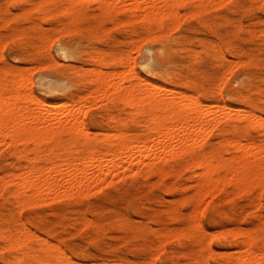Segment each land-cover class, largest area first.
Listing matches in <instances>:
<instances>
[{
	"label": "rangeland",
	"instance_id": "374dc122",
	"mask_svg": "<svg viewBox=\"0 0 264 264\" xmlns=\"http://www.w3.org/2000/svg\"><path fill=\"white\" fill-rule=\"evenodd\" d=\"M140 1L0 0L1 107L16 97L22 120L24 113L48 114V104L64 103L55 120L72 124L80 115L83 120L42 138L11 126L3 132L7 135L0 134V264H248L250 257L243 258L253 250L257 263L264 264V0H173L161 8L162 16L161 0ZM135 83L147 90L160 85L161 95L178 90L183 102L193 97L203 108L215 106L217 115L224 104L252 116L250 122L218 121L202 133V145L201 134L199 142L187 141L188 147L195 142V149L168 155L165 162L147 158L155 162L150 168H123L112 180L90 181L81 192L17 191L13 179L35 162L48 168L62 160L83 161L92 150L105 152L106 141H117L120 134L129 142L151 133L148 101L135 104L125 96L123 87ZM198 157L211 158L212 167L198 164ZM24 237L27 243L18 244ZM46 248L56 256L63 252L58 256L67 263L47 258Z\"/></svg>",
	"mask_w": 264,
	"mask_h": 264
},
{
	"label": "bare ground",
	"instance_id": "6f19581e",
	"mask_svg": "<svg viewBox=\"0 0 264 264\" xmlns=\"http://www.w3.org/2000/svg\"><path fill=\"white\" fill-rule=\"evenodd\" d=\"M45 1V0H44ZM137 1H139V0H137ZM145 1V0H144ZM170 1V3H171V1H173V0H161L160 2H158L159 4H157V3H155V2H152V4H151V6L153 5V3H155L154 5H155V8H157L158 7V9H159V12L158 13H160V9L161 8H164L163 6H166L167 5V3ZM174 1H176L177 2V0H174ZM173 1V2H174ZM203 1H208V0H203ZM202 1V2H203ZM140 2H143V0L142 1H140ZM140 2H139V5H141L140 4ZM172 2V3H173ZM175 2V3H176ZM39 3V2H38ZM40 3H42V2H40ZM39 3V4H40ZM144 3V2H143ZM204 3V2H203ZM38 4V5H39ZM156 4H157V7H156ZM169 4V3H168ZM205 4H206V2H205ZM205 4H204V6H205ZM208 4V3H207ZM172 5H176V4H172ZM153 7V6H152ZM172 7V6H171ZM103 8H104V5H103ZM171 9V8H170ZM169 9V10H170ZM110 10V9H109ZM152 10V12L155 10V9H151ZM165 10V9H164ZM208 10V9H207ZM171 11V10H170ZM195 11V10H194ZM151 12V15L153 14ZM172 12V11H171ZM108 13V12H107ZM155 13V12H154ZM166 12H164V14H165ZM168 13V12H167ZM172 13H174V12H172ZM156 14V13H155ZM171 14V13H170ZM74 15L75 14H73V17H74ZM160 15L162 16V9H161V13H160ZM167 15V14H166ZM149 16H150V13H149ZM152 16H154V15H152ZM169 16V15H168ZM176 16H177V14H176ZM160 17V16H159ZM164 17V16H163ZM157 18V17H156ZM170 18V17H169ZM174 18H176V17H174ZM74 20V19H73ZM162 20V19H161ZM160 20V21H161ZM162 22V21H161ZM159 27V26H158ZM163 26L161 25V28H162ZM67 31V30H66ZM239 52V51H238ZM77 53V52H76ZM100 56V55H99ZM92 58V57H91ZM101 58V57H100ZM128 59V58H127ZM131 59V58H130ZM242 61H244V60H242ZM240 62V61H239ZM238 64H240V63H238ZM236 66H238V65H236ZM235 66V67H236ZM234 69V68H233ZM102 71V70H101ZM130 71H131V69H130ZM95 72V71H94ZM96 72H100V71H97L96 70ZM103 72V71H102ZM116 73V72H115ZM97 74V73H96ZM119 74V73H118ZM117 74V75H118ZM128 74H129V72H128ZM131 74V73H130ZM132 74H134V72L132 73ZM131 74V75H132ZM94 75V74H93ZM98 75V74H97ZM97 75H94V78H97L96 76ZM100 75V74H99ZM135 75V74H134ZM137 75V74H136ZM91 76V75H90ZM103 76V75H102ZM101 76V77H102ZM129 76V75H128ZM140 76V75H139ZM92 77V76H91ZM126 77H127V75H126ZM135 77V76H134ZM93 78V79H94ZM103 78V77H102ZM105 78V77H104ZM125 78V77H124ZM129 78V77H128ZM130 78H131V76H130ZM88 79H90V78H88ZM98 79H100V78H98ZM97 79V80H98ZM146 81V80H145ZM101 82H103V81H101ZM104 82L106 83V82H110L109 80H105L104 79ZM143 82V81H142ZM148 82V81H147ZM2 83H4V82H2ZM112 83V82H111ZM114 83V82H113ZM134 83V82H133ZM141 83V82H140ZM145 83V82H144ZM121 84V83H120ZM129 84V83H128ZM136 84V83H135ZM130 85V86H126V87H123L125 90H127V92H126V94H125V90L123 91V93L125 94V96L126 95H128V99H130L133 103H135V104H141V105H144V104H142V101L141 100H143L144 102H146V101H148V107L150 108V113H151V115H152V119L151 120H153V122H154V124H155V126H154V128H150V129H152V132L151 133H147V134H145L144 135V137H142L143 139H139L138 137H136L135 139H132V140H130L129 142H127V140H125L124 138H122V135L120 134L119 136H117V137H119L118 139H117V141L115 142V141H111V139L108 141L107 140V138H106V142H108V144H107V149L105 150V152H99V151H96V150H92L91 151V153H90V155L86 158L85 157V159H83V161L82 160H80V161H82L81 163H79L78 161H75L74 159L72 160V159H70L71 160V162H69V161H67L66 163L65 162H63V160L59 163H55L54 162V164L50 167L49 165H47V166H49L47 169H44L45 167L43 166V168L41 167V166H39L37 163L38 162H35L34 164H32L30 167H29V171H30V173H28V175H26L27 173H26V171L27 172H29L28 170H25V176L24 175H18V176H14L13 178V181L16 183L15 185H16V187H17V191H20V190H22V191H24V192H27V191H34V192H38L39 191V193H40V191H41V193H43L44 191L43 190H46L45 192H47V190L48 191H51V192H53L52 190H54V192H55V189H59V190H61V188H62V190L63 191H65L64 192V194H67L68 192H69V190L71 191V189H73V188H75V190H79L80 192H81V190H83L84 188H86V187H88V186H91L92 185V183L93 182H96V181H99V180H101V179H103L104 177H108V176H111V175H113L114 173L116 174L117 172H119L121 169H123V168H125V169H130L129 171H131V170H133V169H136L138 166H140L141 164L142 165H145V166H147L148 168H150L154 163H150V162H147V158L148 159H150V158H159L160 160H162L161 162H165V161H167V159H168V155H171V156H173V157H175V156H177V155H180L182 152H186V151H189L190 149H195L194 148V144H196L195 142H197L198 141V139H197V135H200L201 134V136L202 135H204V134H202V133H205V130H207V129H209L210 127H211V125H217V122L218 121H221V120H226V121H228V122H234L235 120H243V119H245V120H247L248 121V118L250 117V116H252V115H249V117H248V114L249 113H245L244 112V115H239V111L238 112H236V113H233V110L235 111V109H232L231 107L232 106H226V105H220V106H222V107H218V108H221V111H222V114L221 115H217L216 113H215V106H213L212 107V109H214V112L212 111V109H210L211 107H209L208 105V107L207 106H205L204 108H203V106L205 105L204 103H202L203 104V106L201 105V103L199 104V102H197L196 103V101L195 100H197V99H194V101H193V97L191 98L190 96V98L192 99V102L188 99V101H190L191 103H189L187 100H186V103L185 102H183L184 100V98L182 97H179L180 95L181 96H183L182 94H180V95H175L176 93H177V91H176V93L175 94H171V95H161L160 93H158V90L160 89V87L159 86H157L159 89H157L156 87H154V89H153V86H150V88L152 87V89H150L149 88V90H147L146 88H145V86H144V89H142V88H140V86L139 85H141V84H139V83H137L136 85ZM148 84H150V82L148 83ZM147 84V85H148ZM152 84H154V83H152ZM99 85V84H98ZM100 85H102V83H100ZM108 85H109V83H108ZM113 85V88L114 87H117L118 86V88H119V85L118 84H116L115 85V83L114 84H112ZM111 85V86H112ZM115 85V86H114ZM122 85H124V83H122ZM146 85V84H145ZM105 85L103 84V86L102 87H104ZM107 86V85H106ZM105 86V87H106ZM108 87V86H107ZM121 87V86H120ZM164 87V86H163ZM96 88V87H95ZM97 88H98V86H97ZM101 88V87H100ZM109 88V87H108ZM162 88V87H161ZM92 89H94V87L92 88ZM102 89V88H101ZM101 89H98L99 91L101 90ZM109 89H111V88H109ZM115 89V88H114ZM117 89V88H116ZM115 89V90H116ZM120 89V88H119ZM119 89H117V90H119ZM146 89V90H145ZM106 90V89H105ZM104 90V91H105ZM170 90V89H169ZM92 91V90H91ZM91 91H90V93H91ZM96 92H98L97 91V89L95 90ZM94 90H93V92H95ZM102 91V90H101ZM110 91V90H109ZM122 91V90H121ZM167 91V90H166ZM103 92V91H102ZM116 92V91H115ZM179 92V91H178ZM89 93V94H90ZM111 93V92H110ZM112 93H113V91H112ZM111 93V94H112ZM119 93V92H118ZM122 93V94H123ZM168 93V92H167ZM181 93V92H180ZM184 93V92H183ZM92 94H94V93H92ZM104 94V93H103ZM107 94H108V91H107ZM120 94H121V92H120ZM121 94V95H122ZM184 94H186V93H184ZM5 95V94H4ZM9 95V94H8ZM81 95V94H80ZM100 95V94H99ZM106 95V94H105ZM110 95V94H109ZM192 95V94H191ZM3 96V95H2ZM5 96H7V95H5ZM102 96V95H101ZM115 96V95H114ZM120 96V95H119ZM4 97V96H3ZM11 97H12V95H11ZM104 97V96H103ZM112 97V96H111ZM123 97V96H122ZM187 97V96H186ZM6 98V97H5ZM10 98V97H9ZM8 98V99H9ZM13 98H14V100H15V98L16 97H14L13 96ZM12 98V99H13ZM196 98V97H195ZM7 99V100H8ZM12 99H10L9 101L11 102V100ZM3 100H4V102L6 101L4 98H3ZM126 100V99H125ZM9 101H7L6 102V104L8 103H10ZM66 101V100H65ZM163 101H165V104L164 103H162ZM197 101H200V100H197ZM2 102V101H1ZM0 102V103H1ZM3 102V103H4ZM141 102V103H140ZM143 102V103H144ZM53 103V102H52ZM52 103H50V105L48 104V106L46 107V109H47V113L48 114H44V113H42L41 111H30V113H31V115H30V113H28V111H26L28 114H29V116L31 117V119L29 120V116H28V114L27 115H25V113H24V116H23V113H21L20 115H22L23 116V119L22 120H20L18 117V108H16L15 107V105H17L15 102L13 103V100H12V103H10L9 105L7 104V106L5 105V108L3 107H1V105H0V109L2 110L3 109V111L1 112V110H0V112L1 113H3V120L0 122V134H2L3 132H7V130L8 129H10L9 127L11 126V128L12 127H15V129H16V133H20V134H23L24 132H26V131H30L31 132V134L32 135H38V136H43V134H47V133H51V134H54V133H56L57 131H58V133H59V131L61 130V129H65V128H67L66 126H68L69 124H67L66 122H63V121H61V120H55V119H57V117H58V112H57V108L58 107H60V106H66V104L64 105V103L61 105H59V104H52ZM71 103V102H70ZM246 103V102H245ZM75 103H73V105H74ZM77 104H78V102H77ZM162 104H164V107H163V109H162V111L164 112L163 113V115H160V113L158 112V109L162 106ZM3 106H4V104H2ZM133 105V104H132ZM50 106V107H49ZM71 106V105H70ZM75 106V105H74ZM80 106V105H79ZM79 106H78V108H79ZM94 106V105H93ZM134 106V105H133ZM210 106H212V105H210ZM82 107V106H81ZM74 108H76V107H74ZM83 109H84V107H82ZM81 108V109H82ZM77 109V108H76ZM81 109H80V111H81ZM75 110V109H74ZM78 110V109H77ZM139 110V109H138ZM137 110V111H138ZM149 110V109H148ZM245 110V109H244ZM76 111V110H75ZM75 111H72V114H73V112H75ZM134 111V110H133ZM216 111H218L219 112V114H220V109L218 110V109H216ZM84 112V111H83ZM135 112V111H134ZM162 113V112H161ZM252 114L254 113V112H251ZM69 114H71V112L69 113ZM68 114V115H69ZM75 114H76V112H75ZM80 113H79V110H78V114H76V115H79ZM243 114V113H242ZM68 115H67V117H68ZM75 115V116H76ZM258 114H256V116H257ZM259 115H261V114H259ZM22 116H20V118H22ZM26 116H28L27 118H25V120L27 119V120H29L28 121V123H30V122H33L34 124H32V125H30V124H27V120L25 121L24 120V117H26ZM70 117V119H71V115H69ZM73 116V115H72ZM110 116V115H109ZM254 116V115H253ZM264 116V115H263ZM74 117V116H73ZM258 117V116H257ZM259 117H261L262 118V115L261 116H259ZM17 118H18V120L19 121H23L21 124H19V121L17 120ZM77 118H78V116H77ZM77 118H76V120H75V122H78V123H81V121H83L82 119H81V115L79 116V118H80V120H79V118H78V121H77ZM254 118V117H253ZM253 118H250V119H253ZM249 119V120H250ZM257 120V119H256ZM255 120V121H256ZM259 120H261V119H258L257 120V122H255L257 125H258V121ZM246 121V122H247ZM252 121H253V123H254V120H251V123H252ZM25 122H26V124H25ZM72 122V124H70L71 126L72 125H74L75 124V122H74V120L73 121H71ZM248 122H250V121H248ZM263 121H261V124L262 125H264L263 123H262ZM166 123H170V126H167V124ZM219 123V122H218ZM250 123V124H251ZM254 123V124H255ZM19 124V125H18ZM65 124H67V125H65ZM84 124V123H83ZM232 124H235L236 125V122L235 123H232ZM246 124V123H245ZM247 124H249V123H247ZM260 124V123H259ZM260 124V125H261ZM78 127L76 128V129H79V125H81V124H76ZM166 126V128H162L163 126ZM169 125V124H168ZM259 125V126H260ZM81 126H83V125H81ZM251 126V125H250ZM254 126V125H253ZM209 127V128H208ZM213 127H215V126H213ZM212 127V128H213ZM246 127V126H245ZM261 127V126H260ZM8 128V129H7ZM72 128V127H71ZM74 129L73 130H75V126L73 127ZM81 128V133H82V129L84 130V132H85V130L87 129V128H82V127H80ZM162 128V130L163 131H160V129ZM212 128H211V130H212ZM259 128V127H258ZM7 129V130H6ZM69 129V127L67 128V130ZM149 129V130H150ZM66 129H65V131H67ZM10 132H11V130H9ZM8 131V132H9ZM13 131V130H12ZM89 131H91V130H89ZM9 132V133H10ZM94 132V131H93ZM113 132V131H112ZM134 132V131H133ZM14 133H15V130H14ZM16 133L14 134L15 136H16ZM86 133V132H85ZM87 133L89 134V132L87 131ZM86 133V134H87ZM107 133H109V132H107ZM115 133V132H114ZM117 134H118V132H116ZM120 133V132H119ZM146 133V132H145ZM156 133V135H154ZM209 131H208V135H209ZM260 133V132H259ZM263 133V132H262ZM4 135H7V133L5 134V133H3ZM2 134V135H3ZM28 134H29V132H28ZM50 134V135H51ZM57 134V133H56ZM85 134V135H86ZM90 134H91V132H90ZM89 134V135H90ZM111 134V133H110ZM113 134V133H112ZM123 134H125V133H123ZM137 134V133H136ZM1 135V136H2ZM13 135V136H14ZM81 135V134H80ZM153 135H154V137H153ZM207 135V134H206ZM23 136V135H22ZM22 136H21V138H22ZM25 136H27L26 135V133H25ZM25 136L23 137L24 139H25ZM42 136H41V138H42ZM49 136V135H48ZM56 136V135H55ZM94 136V135H93ZM105 136H107V135H105ZM113 136H114V134H113ZM115 136H116V134H115ZM200 136V138H201V141L198 143V144H201L202 145V138L203 139H205V137H201ZM19 137H20V135H19ZM31 137V136H30ZM36 137V136H35ZM46 137V136H45ZM112 137V136H111ZM123 137H125V136H123ZM153 137V138H152ZM195 137H196V140H195ZM208 137V136H207ZM226 137V136H225ZM3 138V136L1 137V139ZM16 138V137H15ZM14 138V139H15ZM17 138H18V135H17ZM33 138H34V136H33ZM199 138V139H200ZM4 139V138H3ZM2 139V140H3ZM19 139V138H18ZM23 139V140H24ZM27 139V138H26ZM25 139V140H26ZM109 139V138H108ZM192 139H194V140H192ZM236 139H238V138H236ZM7 140V139H6ZM12 140V139H11ZM10 140V141H11ZM38 140H39V137H38ZM86 140V139H85ZM97 140V139H96ZM101 140H102V137H101ZM152 141V143H150L151 141ZM195 141L194 142V144H191V143H189L188 145H189V147L187 146V141ZM229 140V139H228ZM233 140V139H232ZM239 140V139H238ZM150 141V142H149ZM230 141H231V139H230ZM240 141V140H239ZM7 142V141H6ZM229 142V141H228ZM232 142V141H231ZM236 142V141H235ZM250 142V141H249ZM223 143V142H222ZM243 143V142H242ZM190 144H191V146H190ZM231 144V143H230ZM234 144V143H233ZM241 144V143H240ZM248 144V143H247ZM254 144V143H253ZM192 145H194L193 147H192ZM5 146V145H4ZM235 146H239V144H235ZM263 146V145H262ZM190 147H192V148H190ZM199 147V146H198ZM241 147H242V145L239 147V149H241ZM52 148V147H51ZM190 148V149H189ZM244 148H245V145H244ZM199 149V148H198ZM49 150H51L50 149V147H49ZM59 150V149H58ZM76 150H77V148H76ZM237 150V149H236ZM244 150V149H243ZM43 151V150H42ZM48 151V150H47ZM56 151V150H55ZM61 151V150H60ZM182 151V152H181ZM247 151V150H246ZM245 151V159H246V157H248V151L246 152ZM48 152H50V151H48ZM185 152H184V154H185ZM24 153V152H23ZM45 153H46V151H45ZM205 153V152H204ZM241 153V152H240ZM40 154V153H39ZM237 154V153H236ZM239 154V153H238ZM242 154V153H241ZM41 155V154H40ZM202 155V154H201ZM205 155H207V154H205ZM204 155V156H205ZM235 155V154H234ZM34 156H36V155H34ZM80 156H82V155H80ZM84 156V155H83ZM232 156V155H231ZM236 156V155H235ZM242 156V155H241ZM39 157V156H38ZM37 157V158H38ZM41 157V156H40ZM43 157V156H42ZM46 157H48V156H46ZM59 157V156H58ZM79 157V156H78ZM170 157V156H169ZM203 157V156H202ZM224 157V156H223ZM225 157H226V155H225ZM233 157V156H232ZM35 157H33V160L35 161V159H34ZM49 158V157H48ZM84 158V157H83ZM234 158H236V157H234ZM239 158H241V157H239ZM81 159H82V157H81ZM200 158L198 157L197 158V161L199 160ZM206 159V158H205ZM209 159V158H208ZM220 159V158H219ZM230 159V158H229ZM233 158H231V160H232ZM237 159V158H236ZM29 160V159H28ZM37 160V159H36ZM49 160V159H48ZM67 160V159H66ZM65 160V161H66ZM85 160V161H84ZM210 160H211V158L209 159V160H207L206 159V162H208V163H206L205 162V160H203V158L202 159H200L197 163L199 164V162L202 164V165H205L206 167L208 166H210V165H212V164H209V163H211L210 162ZM222 160V159H221ZM224 160V159H223ZM263 160H264V158H263ZM194 161V160H193ZM203 161L205 162V164L203 163ZM225 161V160H224ZM247 161H248V159H247ZM262 161V160H261ZM213 162V161H212ZM256 162V161H255ZM263 162V161H262ZM158 163V162H157ZM195 163V162H194ZM219 163V162H218ZM217 163V164H218ZM248 163V162H247ZM259 162H258V160H257V164H258ZM261 163V162H260ZM259 163V164H260ZM216 164V163H215ZM220 164V163H219ZM231 164V163H230ZM253 164V163H252ZM258 164V165H259ZM263 164V163H262ZM51 165V164H50ZM186 165V164H185ZM201 165V166H202ZM254 165H255V163H254ZM253 165V166H254ZM236 166V165H235ZM234 166V167H235ZM241 166H243V165H240V167ZM261 166V164L258 166V167H260ZM264 166V165H263ZM210 167H212V166H210ZM209 167V168H210ZM213 167H214V162H213ZM245 167H246V164H245ZM161 168V167H160ZM170 168V167H169ZM124 169V170H125ZM147 169V168H146ZM206 169H208V168H206ZM206 169H204V170H206ZM236 169V168H235ZM239 169V168H238ZM252 169V168H251ZM261 169H263L262 167H261ZM260 169V170H261ZM137 170V169H136ZM135 170V171H136ZM234 170V169H233ZM264 170V169H263ZM24 171V170H23ZM128 171V172H129ZM134 170L132 171V172H135ZM150 171V170H149ZM200 171V170H199ZM198 171V172H199ZM207 171V170H206ZM205 171V172H206ZM213 171V170H212ZM256 171V170H255ZM15 172V171H14ZM17 172V171H16ZM127 172V173H128ZM204 172V171H203ZM202 172V173H203ZM204 172V173H205ZM210 172V171H209ZM243 172V171H242ZM260 172V171H259ZM17 173H20V172H17ZM21 173H22V170H21ZM24 173V172H23ZM22 173V174H23ZM131 172H129V174H130ZM210 173H212V172H210ZM234 173H235V171H234ZM262 173V172H261ZM260 173V174H261ZM13 174H15V173H13ZM122 174V173H121ZM206 174V173H205ZM255 174V173H254ZM263 174H264V172H263ZM262 174V175H263ZM12 175V174H11ZM16 175V174H15ZM128 175V174H127ZM203 175V174H202ZM211 175V174H210ZM219 175V174H218ZM257 175V174H256ZM255 175V176H256ZM23 176V177H22ZM120 176V175H119ZM198 176V175H197ZM206 177H208V173L205 175ZM223 176H224V174H223ZM245 176V175H244ZM253 176V175H252ZM261 176V175H260ZM2 177V176H1ZM6 178V177H5ZM219 178V177H218ZM217 178V179H218ZM223 178V177H222ZM115 179V178H114ZM242 179H243V177H242ZM242 179H240V180H242ZM244 179H246L245 177H244ZM244 179H243V184H244ZM6 180H7V178H6ZM5 180V181H6ZM110 180H112V176H111V179ZM204 180V179H203ZM206 180V179H205ZM224 180V179H223ZM5 181H3V182H5ZM8 181V180H7ZM12 181V180H11ZM90 181L92 182L91 183V185H90ZM104 181V180H103ZM107 181V180H106ZM105 181V182H106ZM202 181V180H201ZM236 181V180H235ZM8 182H10V181H8ZM203 182V181H202ZM216 182V181H215ZM5 183H7V182H5ZM99 183H101V182H99ZM204 183V182H203ZM203 183H202V185H203ZM206 183H207V180H206ZM246 183H247V181H246ZM89 184V185H88ZM101 186V185H100ZM204 186V185H203ZM250 186V185H249ZM97 187V186H96ZM99 187V186H98ZM201 187V186H200ZM77 188V189H76ZM91 188V187H90ZM95 188V187H94ZM263 188H264V186H263ZM88 189V188H87ZM86 189V190H87ZM209 189V188H208ZM212 189V188H211ZM246 189V188H245ZM58 190V191H59ZM74 190V189H73ZM85 190V189H84ZM90 190V189H89ZM205 190H206V188H205ZM57 191V190H56ZM79 191H77V192H79ZM208 191V190H207ZM207 191H205L206 193H207ZM53 192V193H54ZM71 192H73V191H71ZM76 192V193H77ZM85 192V191H84ZM18 193V192H17ZM38 193V194H39ZM83 193V192H82ZM204 193V192H203ZM30 194V193H29ZM35 194V193H34ZM38 194H35V196L36 195H38ZM46 194V193H45ZM73 194V193H72ZM31 195V194H30ZM68 195V194H67ZM66 195V196H67ZM83 195V194H82ZM39 196V195H38ZM202 196V195H201ZM29 197V196H28ZM33 197V196H32ZM34 198V197H33ZM202 198V197H201ZM200 198V199H201ZM198 202V201H197ZM198 223V222H197ZM196 224V223H195ZM200 225V224H199ZM202 225V224H201ZM258 227V226H257ZM19 229V228H18ZM24 230V229H23ZM11 231V230H10ZM17 231V230H16ZM19 231H21V230H19ZM26 231V230H25ZM25 231L23 232V233H25ZM22 232V231H21ZM218 232V231H217ZM10 233L11 232H9L8 234V236H10ZM1 234V233H0ZM4 234V233H3ZM17 234V233H16ZM179 234V233H178ZM219 234V233H218ZM7 236V235H6ZM15 236V235H14ZM18 238H19V236L20 235H16ZM15 236V237H16ZM25 236V235H24ZM36 237L35 238H38L39 236H37V235H35ZM11 237V236H10ZM16 237V238H17ZM23 237V236H22ZM26 237V236H25ZM25 237H24V242H23V240H19V239H17V240H19L17 243L19 244V242H21L22 241V243L24 244L26 241H25ZM31 237V236H30ZM43 237V236H42ZM27 238V237H26ZM32 238H34L33 236H32ZM30 239V238H29ZM254 239V238H253ZM16 240V241H17ZM26 240H28V238L26 239ZM44 241V240H43ZM160 241V240H159ZM249 241V240H248ZM35 242V241H34ZM252 242V241H251ZM27 243V242H26ZM53 243V242H52ZM9 244V243H8ZM50 243L48 242V244L47 245H49ZM210 244V243H209ZM10 245H11V243H10ZM40 245V247H41V244H39ZM162 245V244H161ZM180 245V244H179ZM16 246V245H15ZM19 246V245H18ZM21 246V245H20ZM19 246V247H20ZM50 246V245H49ZM58 246V245H57ZM160 246V245H159ZM39 247V248H40ZM47 247V246H46ZM52 247V246H51ZM59 247V246H58ZM43 248H45V247H43ZM43 248H41L42 250H44ZM52 248H54V245H53V247ZM252 248V247H251ZM5 249V248H4ZM47 249V248H46ZM55 249H56V247H55ZM242 249V248H241ZM48 250L50 251L51 249L49 248V249H47V252H46V254H47V258L48 257H52V258H56V259H59L60 258V262H62V260H64V259H61V257L60 256H58V254H62L63 252H58V254H57V256H56V252H53V254H50V252H48ZM61 250V249H60ZM249 250H253V248L252 249H249ZM52 251V250H51ZM255 251H257V250H255ZM251 254L254 252V250H253V252H251V251H249ZM248 252V254L245 256V258H243V259H246V257L247 256H249L251 259L252 258H254L255 260L257 259V257H255L256 256V254H254L252 257L249 255L250 253ZM261 252V251H260ZM54 253H55V255H54ZM255 253H257V252H255ZM259 254V253H258ZM257 254V255H258ZM261 255H262V253H261ZM64 256V255H63ZM69 256V255H68ZM242 256V255H241ZM67 258V257H66ZM103 258V257H102ZM241 258V257H240ZM250 258H247L246 259V261L247 262H250V263H248V264H251V262L252 261H255V260H252V261H250ZM262 258V257H261ZM70 259V258H69ZM69 259H68V261H69ZM242 259V258H241ZM249 259V260H248ZM39 260V259H38ZM40 261V260H39ZM41 261H42V259H41ZM64 261H66V260H64ZM74 261V260H73ZM242 262H243V260H241ZM257 261L258 260H256V262L255 263H257ZM47 262V261H46ZM56 262V261H55ZM70 262L71 261H69L68 262V264H70ZM96 262V261H95ZM209 262V261H208ZM259 262H260V260H259ZM54 263V262H53ZM58 263H59V261H58ZM57 263V264H58ZM65 263V262H64ZM63 263V264H64ZM66 263H67V261H66ZM88 263V262H87ZM109 263V262H108ZM119 263V262H118ZM121 263V262H120ZM246 263V262H245ZM254 263V264H255ZM60 264V263H59ZM72 264H74V263H72ZM76 264V263H75ZM84 264V263H83ZM95 264V263H94ZM102 264V263H101ZM104 264V263H103ZM112 264V263H111ZM113 264H114V262H113ZM125 264V263H124ZM253 264V263H252ZM257 264H259V263H257Z\"/></svg>",
	"mask_w": 264,
	"mask_h": 264
}]
</instances>
